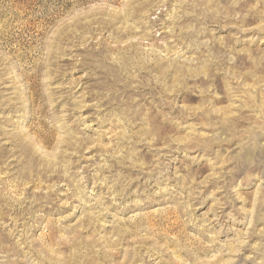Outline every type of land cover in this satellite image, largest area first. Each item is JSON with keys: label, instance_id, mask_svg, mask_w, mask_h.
Segmentation results:
<instances>
[{"label": "rangeland", "instance_id": "obj_1", "mask_svg": "<svg viewBox=\"0 0 264 264\" xmlns=\"http://www.w3.org/2000/svg\"><path fill=\"white\" fill-rule=\"evenodd\" d=\"M263 195L264 0H0V264H262Z\"/></svg>", "mask_w": 264, "mask_h": 264}, {"label": "bare ground", "instance_id": "obj_2", "mask_svg": "<svg viewBox=\"0 0 264 264\" xmlns=\"http://www.w3.org/2000/svg\"><path fill=\"white\" fill-rule=\"evenodd\" d=\"M254 148H255V146H254ZM255 151H257V150H255ZM254 152V151H253ZM264 196V195H263ZM256 199H259L258 197L256 198ZM255 205V204H254ZM262 264H264V261L262 262Z\"/></svg>", "mask_w": 264, "mask_h": 264}]
</instances>
